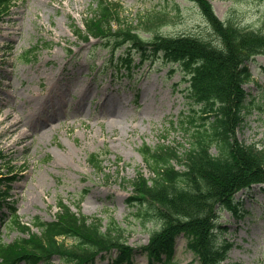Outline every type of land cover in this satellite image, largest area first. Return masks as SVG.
Wrapping results in <instances>:
<instances>
[{
	"label": "rangeland",
	"instance_id": "obj_1",
	"mask_svg": "<svg viewBox=\"0 0 264 264\" xmlns=\"http://www.w3.org/2000/svg\"><path fill=\"white\" fill-rule=\"evenodd\" d=\"M80 1L75 6L74 0L69 5L68 0H16L0 23V147L6 161L16 167L11 200L20 221L29 225L36 218L54 220L59 200L73 211L79 205L83 214L101 218L104 224L113 218L125 229L128 246L140 250L159 221L149 209L141 218L137 208L126 206L131 188L125 182L137 171L150 176L140 156L142 146L179 147L190 141L180 121L199 106L188 96L180 70L160 57L140 64L133 50L123 47L112 56L111 48L99 41L77 39L71 26L82 28L96 5V0ZM110 1L118 2L125 23L146 37L151 30L167 36L214 37L190 1ZM209 1L220 20L241 28L260 29L264 20V0ZM160 14L165 18L158 21ZM32 48L35 60L21 63L24 52ZM113 58L120 62L113 64ZM128 65L131 71L126 73ZM247 65L245 117L237 138L244 144H259L264 141V55ZM46 94V107L54 106L43 112L49 121L44 124L36 117L27 133L30 137L20 139L5 113L28 114ZM211 151L216 153L214 147ZM90 153H107L104 173L89 166ZM234 204L237 214L225 209L218 213L217 235L233 244L222 264H264V187L240 191ZM1 231L7 243L24 237L12 227L2 226ZM64 244L73 241L66 239ZM114 257L113 252L97 258L95 264H114ZM50 264L62 263L54 257ZM131 264L149 263L145 255L135 253ZM153 264L198 262L186 238L179 236L171 256L163 255Z\"/></svg>",
	"mask_w": 264,
	"mask_h": 264
},
{
	"label": "trees",
	"instance_id": "obj_2",
	"mask_svg": "<svg viewBox=\"0 0 264 264\" xmlns=\"http://www.w3.org/2000/svg\"><path fill=\"white\" fill-rule=\"evenodd\" d=\"M12 1L0 0V16L6 14ZM189 1L199 7L215 40L157 33L146 39L123 22L119 4L106 0H97L91 15L83 21L84 30L78 31L84 41L107 39L118 47L134 48L142 56L160 55L177 64L189 82L190 96L200 105L199 112L181 122L191 139L189 147L182 151L166 145L142 147L140 154L152 176L148 179L138 172L125 182L132 189L127 205L147 204L160 222L159 229L150 233L147 245L140 248L150 263L162 255L171 256L179 235L187 239L198 264L222 263L232 244L218 239V211L236 213L234 196L239 191L257 184L264 186V142L260 146L246 145L236 137V130L244 122L243 84L249 77L246 64L255 55L264 54V21L261 30L241 29L220 21L208 0ZM212 147H216V155L211 153ZM88 163L102 172L103 159L96 154L88 156ZM10 181L12 178H0V186H6L0 189V209ZM8 207L10 222L20 232L29 233V228L18 224L12 206ZM58 208L55 221L35 222L39 234L29 233L28 238L11 244L0 238V264L21 260L48 264L54 256L63 264H91L97 255L112 251L117 253L116 263L129 262L133 250L126 246L124 231L116 221L109 219L103 225L101 219L75 214L62 202ZM138 216L143 214L139 212ZM59 238L74 243L66 246Z\"/></svg>",
	"mask_w": 264,
	"mask_h": 264
},
{
	"label": "bare ground",
	"instance_id": "obj_3",
	"mask_svg": "<svg viewBox=\"0 0 264 264\" xmlns=\"http://www.w3.org/2000/svg\"><path fill=\"white\" fill-rule=\"evenodd\" d=\"M71 1L72 0H68V5L70 4ZM80 2H81L80 0H74L73 5L77 6L76 4ZM56 82L57 80H55L53 84H55ZM57 90L60 91V89ZM47 99H48V95L46 94L43 96L41 104L29 110L28 114H19L16 111L15 114H13L11 111H7L5 113L4 119L8 122L9 127L12 128L20 136V139H25L30 137L29 135H27V133L29 130L33 129L34 120L35 122L37 121L36 117H39V120L41 122H44V124L47 121H49L47 117H42L43 112L45 113L48 110V108L52 110L54 107V106L46 107L49 102V100ZM43 118H45V121L43 120Z\"/></svg>",
	"mask_w": 264,
	"mask_h": 264
}]
</instances>
